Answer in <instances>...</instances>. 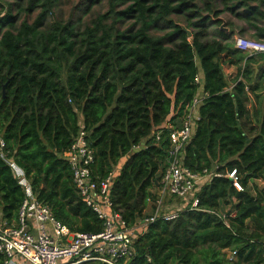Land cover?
I'll list each match as a JSON object with an SVG mask.
<instances>
[{"label":"trees","instance_id":"trees-1","mask_svg":"<svg viewBox=\"0 0 264 264\" xmlns=\"http://www.w3.org/2000/svg\"><path fill=\"white\" fill-rule=\"evenodd\" d=\"M107 1L109 10L81 29V19L57 17L60 0H0V133L9 159L72 232H102L67 161L82 117L94 178L106 179L126 160L112 198L133 228L159 198L154 190L171 148L167 125L179 128L203 89L184 163L215 175L199 191L198 209L145 226L123 264H264V53L235 48L247 34L245 41L264 44V0ZM225 65L239 70L231 90ZM233 170L242 192L228 176ZM25 199L0 158V226L17 225ZM228 206L236 216L226 223Z\"/></svg>","mask_w":264,"mask_h":264},{"label":"built area","instance_id":"built-area-1","mask_svg":"<svg viewBox=\"0 0 264 264\" xmlns=\"http://www.w3.org/2000/svg\"><path fill=\"white\" fill-rule=\"evenodd\" d=\"M238 40L237 47L248 56L264 53V44L242 38ZM196 81L202 85L201 77ZM206 97L202 89L188 107L179 128L167 125L171 129L169 166L162 177L154 214L139 222L144 227L158 221L173 222L185 211L198 209L199 186L215 175L207 169L195 172L184 163L186 148L195 136L197 124L201 120L199 109ZM8 155L6 140L0 133V158L13 169L26 194L17 225L7 226L4 223L0 226V254L5 258L4 264H123L134 257L135 241L141 231L138 232L137 226L130 228L121 212L114 209L112 188L116 172L106 179L94 178V152L87 141L84 122H80V131L67 154V161L78 194L104 222V230L98 234L74 233L57 220L51 209L38 200L25 171ZM228 176L236 190L242 192L244 188L237 170L228 173ZM167 198L179 200L180 206L174 210H164ZM235 216L236 212L233 211L222 218L229 223V218ZM228 256L231 261H235L237 252H231Z\"/></svg>","mask_w":264,"mask_h":264},{"label":"rangeland","instance_id":"rangeland-1","mask_svg":"<svg viewBox=\"0 0 264 264\" xmlns=\"http://www.w3.org/2000/svg\"><path fill=\"white\" fill-rule=\"evenodd\" d=\"M93 1H95V0H60L59 6L56 9V15L59 19L64 20V21H68L69 19H73V20L81 19L82 22L80 24V28L83 29L86 27L85 25L90 24V22L92 20H94L95 18H97L100 14H104L109 10V2L107 0H103V1L97 0L91 6V2H93ZM125 7L126 6H119L118 11L124 9ZM87 11H88V14L87 13L84 14ZM0 13H2V15L0 17H3V15H5L6 12L4 10H0ZM223 18L228 20L229 16H223ZM183 26H184V24H183ZM223 27H224V29L229 31L228 27H225V26H223ZM247 37H248V34L246 36H243V37L237 36L236 37V41H237L236 43L237 44L239 43L238 39H241V38L246 39ZM81 119H82V117H81ZM120 166L121 165H119L115 169L116 174L120 173V170L122 167V166L121 167ZM155 193H157V195L159 197L160 191H156ZM155 203L153 204V208L149 209L147 211V213L145 214L146 217L140 221L141 223L143 222V220L151 217L154 214V211L156 209ZM180 204H181L180 201L175 199V198H167L164 210H166V211L174 210V209H176V207L180 206ZM141 223L137 224L136 229L137 230L139 229L138 232L142 231V229L144 228V226H142Z\"/></svg>","mask_w":264,"mask_h":264},{"label":"crops","instance_id":"crops-1","mask_svg":"<svg viewBox=\"0 0 264 264\" xmlns=\"http://www.w3.org/2000/svg\"><path fill=\"white\" fill-rule=\"evenodd\" d=\"M246 40V39H245ZM237 41L235 40V48H238L237 47V43H236ZM224 72H225V74H226V76L228 77V82H229V89L231 90L233 87H234V83H235V79L237 78V75H238V68L237 67H232V66H229V65H225L224 67ZM241 79V78H240ZM81 122H84L83 121V118L81 119ZM139 149H142V147L141 148H137V149H135V152L137 151V150H139ZM125 162H126V160H123V161H121L120 162V164L119 165H121L122 167H123V165L125 164ZM120 166V167H121ZM121 167V168H122ZM211 180V179H210ZM209 180V181H210ZM208 181H207V179L206 180H204L201 184H200V186H199V190H201L202 189V187L207 183ZM258 184L260 185V186H264V182L263 181H261V180H259L258 181ZM155 192L156 191H160L159 190V187H158V189L156 188V190H154ZM167 200V199H166ZM166 200H165V204H166ZM233 201H236L235 199H233ZM168 202V201H167ZM153 202H150L149 203V205L147 206V208H146V210H145V214L147 213V211L149 210V209H152L153 208ZM225 209V211L226 212H229V211H231V213L234 211L233 210V208H231L230 206H228V207H226V208H224Z\"/></svg>","mask_w":264,"mask_h":264},{"label":"water","instance_id":"water-1","mask_svg":"<svg viewBox=\"0 0 264 264\" xmlns=\"http://www.w3.org/2000/svg\"><path fill=\"white\" fill-rule=\"evenodd\" d=\"M182 28L187 33L188 37L191 39L193 37L192 32L190 30H188L185 26H182ZM262 66H264V64ZM142 149H144V145H142ZM142 149H139L136 152H139Z\"/></svg>","mask_w":264,"mask_h":264}]
</instances>
